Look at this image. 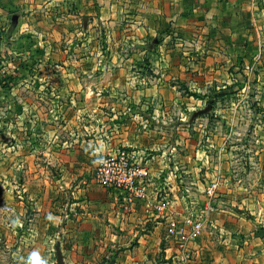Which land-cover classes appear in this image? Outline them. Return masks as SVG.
<instances>
[{
	"label": "crops",
	"instance_id": "obj_1",
	"mask_svg": "<svg viewBox=\"0 0 264 264\" xmlns=\"http://www.w3.org/2000/svg\"><path fill=\"white\" fill-rule=\"evenodd\" d=\"M14 14L22 32L69 31L83 69L69 71L58 92L102 93L89 106L108 116L95 128L86 115L64 122L73 124L74 161L54 186L30 189L31 210L21 201L0 264H58V246L64 264H177L167 218L141 200L124 215V192L94 180L96 159L120 148L150 167L148 192L163 189L178 216L191 202L202 208L220 179L190 264H264V130L237 128L251 121L242 110L264 111V0H0V27ZM207 103L221 116L212 133L181 122Z\"/></svg>",
	"mask_w": 264,
	"mask_h": 264
},
{
	"label": "rangeland",
	"instance_id": "obj_2",
	"mask_svg": "<svg viewBox=\"0 0 264 264\" xmlns=\"http://www.w3.org/2000/svg\"><path fill=\"white\" fill-rule=\"evenodd\" d=\"M3 20L5 24L0 27V251L2 254L4 249H10L5 234L6 227L11 220L21 217V201L25 203L27 209H30L32 201L30 189L54 186L58 177L62 176L74 161L69 152L75 148V143L74 146L73 144L69 146L73 138L70 133L73 124L68 126L64 122L74 118L83 119L86 115L88 119H93V128H95L97 118L108 116L105 108L102 110L89 106L103 102L106 95L102 93L94 94L87 91L73 95L58 92L60 80H66L69 71L76 72L83 69L78 58V54L83 50L81 47L73 49L74 45L68 44L66 39L70 35L69 31L62 33L50 27L44 28L42 32L38 30L39 35H36L31 34L29 30L24 32L16 30L18 23L11 28L12 17L7 16V19ZM5 26L6 28H3ZM10 29L13 30V34H10ZM57 37L63 40L60 44L56 42ZM22 43L27 45H21ZM37 47L40 52L36 51ZM98 67L94 69L99 70ZM112 97L117 98V95ZM80 103H86L87 109H82ZM207 105L208 103L203 108ZM211 111L198 116H194L196 110L189 111L188 117L181 122L194 120L196 124H192V127L203 128L206 133H212L216 119H220L221 116ZM240 116L242 119L251 120L247 125L237 127L243 134H255L264 130V111L259 106L242 110ZM178 118L180 117L177 116L175 119ZM260 120L263 121L262 126H256L255 123H259ZM202 121L204 123L199 126ZM253 121L254 124L251 125ZM251 144L255 147L260 145V142L253 139ZM24 188L29 189L30 192L29 194L27 192L28 201L23 198ZM11 205L14 207V212L7 208ZM162 243L165 245L164 242Z\"/></svg>",
	"mask_w": 264,
	"mask_h": 264
},
{
	"label": "built area",
	"instance_id": "obj_3",
	"mask_svg": "<svg viewBox=\"0 0 264 264\" xmlns=\"http://www.w3.org/2000/svg\"><path fill=\"white\" fill-rule=\"evenodd\" d=\"M257 4L260 0H247ZM138 155L127 148H120L116 152L102 155L96 162L94 180L106 188H115L124 192L120 204L121 212L127 215L138 200L144 202L145 209L155 216L167 218L165 239L174 249L177 264H190L195 256L194 245L201 238L205 223L210 212L214 211V200L221 181L218 177L212 179L205 190V201L202 208H197L191 202L188 212L182 216L170 212L173 199L163 189L158 192H148V181L151 169L139 161ZM163 192V193H162ZM11 210V207H7ZM170 212V213H168Z\"/></svg>",
	"mask_w": 264,
	"mask_h": 264
},
{
	"label": "water",
	"instance_id": "obj_4",
	"mask_svg": "<svg viewBox=\"0 0 264 264\" xmlns=\"http://www.w3.org/2000/svg\"><path fill=\"white\" fill-rule=\"evenodd\" d=\"M18 20H19V15L18 14H14L12 16V26H11V28H14V26L18 23ZM211 109H212V104H209L204 109H201V110L195 112L194 113V116L206 114ZM57 251H58V253H57V255H58V264H64L63 256H62V252H61L60 246L57 247Z\"/></svg>",
	"mask_w": 264,
	"mask_h": 264
},
{
	"label": "trees",
	"instance_id": "obj_5",
	"mask_svg": "<svg viewBox=\"0 0 264 264\" xmlns=\"http://www.w3.org/2000/svg\"><path fill=\"white\" fill-rule=\"evenodd\" d=\"M21 45H27V44H26V43H22ZM29 45H30V46H33L32 43H29ZM32 49H33V48H32ZM36 49H37V50H36L37 52H40V51H39L40 49H39L38 47H37ZM26 67H27V66H26ZM208 102H209V103H214V102L211 101V100H208Z\"/></svg>",
	"mask_w": 264,
	"mask_h": 264
}]
</instances>
